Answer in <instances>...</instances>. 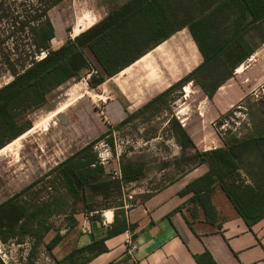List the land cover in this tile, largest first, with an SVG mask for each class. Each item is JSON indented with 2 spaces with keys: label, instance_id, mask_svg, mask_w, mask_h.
I'll return each mask as SVG.
<instances>
[{
  "label": "trees",
  "instance_id": "1",
  "mask_svg": "<svg viewBox=\"0 0 264 264\" xmlns=\"http://www.w3.org/2000/svg\"><path fill=\"white\" fill-rule=\"evenodd\" d=\"M62 1L48 0V9ZM184 29L189 31L202 56L201 64L128 119L147 111L152 115L158 113L172 92L191 82L212 100L218 89L233 77L235 69L264 43V0H130L56 50L50 47L55 31L48 18L35 28L36 46L46 52L45 56L0 88V150L33 128L30 115L43 107L48 95L61 85L79 79L85 70L91 73L94 69L97 74H92L88 83L95 89ZM240 54L243 56L238 58ZM172 130L182 150L195 149L192 138L176 118L172 120ZM105 137L106 134L90 142L44 176L55 175L59 180L56 193L50 198L30 204L21 201L36 186L35 182L0 204L3 243L29 237L34 240L33 254L53 229L48 220L55 208L65 206L69 200L71 206L80 199L86 201L88 195H100L116 185L106 175L94 150L95 144ZM110 146L113 147L111 141ZM192 158L195 164L206 165L208 171L180 195L192 194L189 202L202 208L206 221L216 220L212 195L217 187L249 229L264 219V132L242 140L224 141L223 147L210 151L197 150ZM121 171L122 181L116 185L119 190L123 184L137 181L143 175V166L122 164ZM122 206L114 210V222L104 237L74 248L65 259L56 260L57 264H74L78 255L85 257L77 264H86L107 252L106 240L128 229ZM62 240L56 234L47 243V250L53 251ZM195 259L198 264H216L208 252Z\"/></svg>",
  "mask_w": 264,
  "mask_h": 264
},
{
  "label": "rangeland",
  "instance_id": "2",
  "mask_svg": "<svg viewBox=\"0 0 264 264\" xmlns=\"http://www.w3.org/2000/svg\"><path fill=\"white\" fill-rule=\"evenodd\" d=\"M49 4L48 0H0V88L45 56L46 52L39 51L36 46L35 28H39L48 18L52 17L57 32V39L50 44L51 50H56L73 37L71 27H66L73 22L62 23L66 24V28L61 36L62 28L55 15L56 6L48 9ZM187 33L184 30L176 34L154 55L157 61H163V64L158 61L159 68L156 69L160 81L164 83L159 87L161 92L144 97L131 87L133 93L130 88L129 96L132 97L129 98L130 102H122L126 106L124 108L117 103L118 82L111 85L112 91L108 86L92 89L88 83L92 74L85 70L79 79H72L52 91L45 105L30 115L33 128L0 150V204L35 182H38L36 186L21 201L30 204L50 198L56 193L59 180L55 175L44 176L105 134L106 137L95 144L94 150L111 182L117 185L122 181L118 177L120 174L122 176V164L146 165L143 175L135 184H123L121 190L112 185L111 189H105L100 195H88L86 201L80 199L71 206L69 200L65 206L55 208L56 212L48 220L53 229L33 254L34 240L29 237L12 239L7 243L0 240V264H57L56 260L65 259L73 251L77 235L93 219L102 223L105 212L114 213L124 202L132 205L136 202L132 192L138 189L146 187L152 191L163 186L166 181L159 174H167L166 180H170L184 172L186 165L190 167L196 163L192 158L194 154L190 150L183 151L178 145L172 130L173 118L179 121L177 117L184 107L185 87L186 113L198 121L199 101L203 93L195 83L191 82L172 92L158 113L152 115L151 111H147L128 119L140 105L163 93L201 63L200 53L192 39L186 36ZM263 49L264 44L244 66L257 61ZM242 56L240 54L238 58ZM135 70L136 67L129 68L116 78H128L135 74ZM235 73L236 70L232 78H235ZM245 73L241 72L235 79L238 78L239 82L250 79ZM232 78L225 84L232 83ZM260 84L250 79L244 85H247L246 90L254 89V95L241 104H235L211 124L210 129L216 131L224 141L242 140L264 132V86ZM210 109L212 104L207 101L206 110L202 111L208 115ZM117 114L128 120L120 125ZM186 153L190 156L186 157ZM163 169L166 171L162 173ZM90 209L95 211L90 212ZM58 233L63 240L50 252L46 245ZM84 257L76 256L74 264Z\"/></svg>",
  "mask_w": 264,
  "mask_h": 264
},
{
  "label": "crops",
  "instance_id": "3",
  "mask_svg": "<svg viewBox=\"0 0 264 264\" xmlns=\"http://www.w3.org/2000/svg\"><path fill=\"white\" fill-rule=\"evenodd\" d=\"M129 1L63 0L56 5L55 10L59 27L62 28L61 36H63L64 28L69 26L74 33L72 37L74 38L103 20L111 11L120 8ZM50 21L55 31L53 40H56L57 32L52 17H50ZM64 22L73 23L66 26V24H62ZM184 30L188 32L186 36L191 38L189 31ZM175 35L118 74L120 75L127 69L136 67L137 70H135L134 75L118 79L116 78L118 75H116L97 88L108 86L109 90L112 91L111 85L118 82L116 84L118 88L117 103L124 108L126 106L122 102H130L129 98L132 97L129 96L131 87L134 88V92L141 93L144 97L161 92L159 87L164 83L160 81L156 69L159 68L158 61L161 64H163V61H160V59L157 61L154 55L158 48L169 43ZM259 48L254 54L257 53ZM200 62H202V56ZM245 62L235 69L234 77L236 78V75L238 76L244 71L250 79L259 84L261 82L260 85L264 86V49L262 50V56L257 61L248 64L246 67L244 66ZM146 69L149 71L147 72ZM235 78H232V83L224 84L218 89L212 100H209L203 94L199 101L198 121L193 119L192 115L186 113L185 87L184 107L181 115L177 118L192 138L195 149L183 151L190 150L195 154L197 150L210 151L224 146V140L216 131L210 129L211 124L235 104H241L250 95H254L252 94L254 89L246 90L245 86L247 85H244L250 79L239 82L238 78ZM132 88L131 94L133 93ZM222 90L223 93H221ZM187 96H189V93ZM154 98L140 105L137 111ZM207 101L212 104L211 113L208 115L202 111L203 109L206 110ZM116 117H120L119 123L123 122L124 117L118 114ZM188 156L190 155L186 153V157ZM138 164H142L145 170L146 165L143 163ZM165 171L166 169L161 170L162 173ZM207 171L206 165L194 164L190 167L186 165L184 172L170 180H166L167 174H159V176H164L162 179L166 181L160 188L151 191L144 187L143 190L138 189L137 192H132V194H135L136 202L130 206L124 202L122 206L125 211L127 231L106 240L105 244L108 251L94 257L86 264H132V259L136 261V264H198L195 257L202 256L206 252L210 254L216 264H264V219L249 229L244 220L239 217L225 193L217 187L212 195L216 220L214 223H209L206 221L202 208L189 202L192 194L180 195L181 191L190 183L205 175ZM140 178L129 184L137 183ZM129 198L131 199L132 195ZM180 208L182 210L178 211ZM107 217L109 221L107 226L102 225L99 221L92 220L88 226L83 227L81 233L75 239L74 248L85 247L95 239L104 237L114 222V213L108 211ZM187 220L191 223V227L188 225ZM87 229H90L91 233H88ZM132 247H135V250L130 253Z\"/></svg>",
  "mask_w": 264,
  "mask_h": 264
},
{
  "label": "built area",
  "instance_id": "4",
  "mask_svg": "<svg viewBox=\"0 0 264 264\" xmlns=\"http://www.w3.org/2000/svg\"><path fill=\"white\" fill-rule=\"evenodd\" d=\"M90 74H97V71L94 70V69H92V71H91ZM118 177L121 179V178H122L121 174H120ZM125 208H126V206H125ZM106 214H107V212H105L104 215H103V216L105 217V219H104V221L102 222V225H104V226L109 225V221H108V219H107V217H106ZM87 232H88V233H91V230H90V229H87ZM134 250H135V247H132V248L130 249V253H132ZM132 264H136V261H134V259H132Z\"/></svg>",
  "mask_w": 264,
  "mask_h": 264
},
{
  "label": "bare ground",
  "instance_id": "5",
  "mask_svg": "<svg viewBox=\"0 0 264 264\" xmlns=\"http://www.w3.org/2000/svg\"><path fill=\"white\" fill-rule=\"evenodd\" d=\"M106 217H107V214H106ZM108 218V217H107Z\"/></svg>",
  "mask_w": 264,
  "mask_h": 264
}]
</instances>
